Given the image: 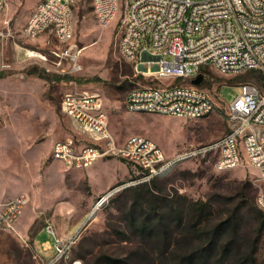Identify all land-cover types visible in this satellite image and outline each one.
Segmentation results:
<instances>
[{"label":"rangeland","instance_id":"374dc122","mask_svg":"<svg viewBox=\"0 0 264 264\" xmlns=\"http://www.w3.org/2000/svg\"><path fill=\"white\" fill-rule=\"evenodd\" d=\"M41 1L7 0L0 12V59L10 64L0 71V198L8 200L22 192L29 198L15 228L0 234V264L46 263L54 255L52 248L44 249V244H54V237L44 230L47 219L64 239L76 236L68 258L56 264H184L182 258L199 242L197 236L192 240L187 236V208L192 202H206L210 208L206 219L214 224L228 218L237 223V235L224 234L215 247L217 258L221 244L234 239L224 264L253 245L255 264H264V228L259 229L256 215L264 177L245 163L219 172L212 160H188L150 183L120 189L92 214L101 194L136 177L139 170L117 157L99 159L90 172L66 168L51 158L56 141L91 144L89 135L65 115L66 94L99 96L117 139L142 135L172 155L226 134L228 104L240 94L243 83H253L264 92L263 74L204 69L201 87L216 107L202 119L129 112L125 99L133 87L175 80L135 77L132 64L119 54L115 45L122 0L116 17L105 27L97 21L93 0H76L74 35L68 44L48 32L36 38L23 35ZM68 45L82 50L75 65L61 54ZM27 51L45 54L48 60L31 57ZM215 260L216 256L210 264H218Z\"/></svg>","mask_w":264,"mask_h":264},{"label":"built area","instance_id":"2783aa9c","mask_svg":"<svg viewBox=\"0 0 264 264\" xmlns=\"http://www.w3.org/2000/svg\"><path fill=\"white\" fill-rule=\"evenodd\" d=\"M6 1L0 0V12ZM75 1L42 0L26 22L23 35L36 38L48 32L60 43L68 44L74 35ZM93 6L98 23L105 27L116 17L119 0H93ZM122 8L115 45L121 57L132 63L136 76L175 80L166 85L133 87L125 100L129 112L202 119L216 107L201 84H192L204 69L223 74L256 70L264 75V0H122ZM81 51L68 45L61 54L75 65ZM26 54L48 60L40 52ZM166 54L172 59L165 60ZM9 67L1 58L0 71ZM62 109L94 143L78 147L72 140L56 141L52 149L54 160L69 169H87L99 159L117 157L139 170L136 177L101 194L94 202L92 214L120 189L150 183L188 160H212L219 172L245 163L264 177V92L253 83L241 84L240 94L228 104L226 134L172 155L142 135H130L122 142L116 139L97 95L66 94ZM256 201L264 211L263 192ZM28 202V195L22 192L1 204L0 234L15 228ZM44 230L54 237L53 246L45 248H52L54 255L44 264L67 259L76 236H58L51 219L45 221Z\"/></svg>","mask_w":264,"mask_h":264},{"label":"trees","instance_id":"16d2710c","mask_svg":"<svg viewBox=\"0 0 264 264\" xmlns=\"http://www.w3.org/2000/svg\"><path fill=\"white\" fill-rule=\"evenodd\" d=\"M203 75V84L205 78ZM57 79L62 80L64 77H57ZM264 79V75H263ZM264 87V84H263ZM142 186V185H141ZM209 205L206 202H192L187 208L188 217L187 221V236L190 240L198 237L199 242L197 249L192 252L187 253L183 258L184 264H210L211 259L216 256L218 264H224L225 259L229 255L234 239L226 242V244H221L220 247V256L217 258V255L213 253L215 247L220 244V240L224 234H232L235 236L238 233V226L233 218H228L223 222L214 224L210 220L206 219V214L209 210ZM257 220L259 223V229L264 228V212L262 210H256ZM222 243V242H221ZM255 247L249 250L246 254L241 255L237 259L229 264H255Z\"/></svg>","mask_w":264,"mask_h":264},{"label":"crops","instance_id":"0c3cea01","mask_svg":"<svg viewBox=\"0 0 264 264\" xmlns=\"http://www.w3.org/2000/svg\"><path fill=\"white\" fill-rule=\"evenodd\" d=\"M129 62V61H128ZM129 63H131V62H129ZM132 64V63H131ZM133 66V65H132ZM134 76L135 77H139V78H142V79H145V78H143V77H141V76H136L135 75V72H134ZM126 100V99H125ZM89 137H90V143H94V139L89 135ZM117 139V138H116ZM119 140V139H118ZM120 141V140H119ZM121 142V141H120ZM55 143V142H54ZM54 143L52 144V147H51V158H52V149H53V145H54ZM77 145V144H76ZM78 147H82V146H84V145H77ZM53 159V158H52ZM54 160V159H53ZM54 161H56V160H54ZM56 162H58V161H56ZM60 163V162H59ZM60 164H62V163H60ZM63 165V164H62ZM94 165V164H93ZM92 165V166H93ZM91 166V167H92ZM91 167H89V168H87V171L88 172H90V171H92L91 170ZM80 170H86V169H80ZM102 192H104V191H102ZM101 192V193H102ZM13 198V197H12ZM11 199V198H10ZM9 200V199H8ZM5 201H7V200H4V199H2V198H0V206H1V204L2 203H4ZM29 203V202H28ZM28 205V204H27ZM54 226H55V224H54ZM55 229H56V232H57V234H58V236H60V234H59V232L57 231V228H56V226H55ZM61 237V236H60ZM47 246H49V247H51V245L49 244V243H46V244H44V249L47 247Z\"/></svg>","mask_w":264,"mask_h":264},{"label":"water","instance_id":"95a60500","mask_svg":"<svg viewBox=\"0 0 264 264\" xmlns=\"http://www.w3.org/2000/svg\"><path fill=\"white\" fill-rule=\"evenodd\" d=\"M202 81H203V75L200 73L192 80V84L193 85H200L202 83Z\"/></svg>","mask_w":264,"mask_h":264},{"label":"bare ground","instance_id":"6f19581e","mask_svg":"<svg viewBox=\"0 0 264 264\" xmlns=\"http://www.w3.org/2000/svg\"><path fill=\"white\" fill-rule=\"evenodd\" d=\"M32 54V53H31ZM32 55H34V54H32Z\"/></svg>","mask_w":264,"mask_h":264}]
</instances>
